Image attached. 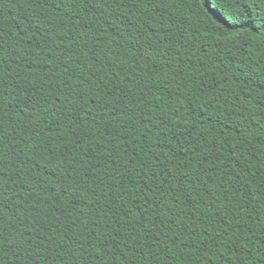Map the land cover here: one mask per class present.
I'll use <instances>...</instances> for the list:
<instances>
[{"label": "trees", "instance_id": "1", "mask_svg": "<svg viewBox=\"0 0 264 264\" xmlns=\"http://www.w3.org/2000/svg\"><path fill=\"white\" fill-rule=\"evenodd\" d=\"M0 0V264H264V0Z\"/></svg>", "mask_w": 264, "mask_h": 264}, {"label": "snow or ice", "instance_id": "2", "mask_svg": "<svg viewBox=\"0 0 264 264\" xmlns=\"http://www.w3.org/2000/svg\"><path fill=\"white\" fill-rule=\"evenodd\" d=\"M203 3L208 11L213 13L218 11L220 8L219 0H203ZM244 3H247V0H244ZM260 22L264 23V18H262Z\"/></svg>", "mask_w": 264, "mask_h": 264}]
</instances>
